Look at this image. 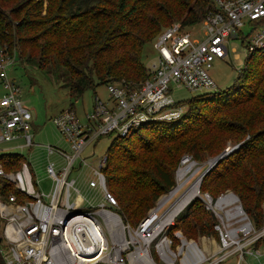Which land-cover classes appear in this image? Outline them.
<instances>
[{
	"label": "built area",
	"instance_id": "obj_1",
	"mask_svg": "<svg viewBox=\"0 0 264 264\" xmlns=\"http://www.w3.org/2000/svg\"><path fill=\"white\" fill-rule=\"evenodd\" d=\"M210 1L213 8L201 21L205 25L202 40L190 39L184 33L188 27L180 22L163 28L152 43L157 56L137 87L109 83L110 101L96 98L93 112L84 121L71 108L52 119L68 151L46 146L49 155L57 153L62 160L59 167L54 162L46 166L52 180L48 194L36 189L28 162L14 171H5L0 163V177L14 190L0 195V264H220L234 254L240 261L256 254L254 244L264 236V226L254 227L232 191L213 197L200 188L217 157L201 166L184 154L174 184L136 224L118 212V201L102 171L105 157L87 182L88 187L100 189L101 201L88 202L85 208L83 198L70 199L72 190L79 193L71 172L85 163L83 153L90 143L105 135L123 137L143 123L179 119L185 112L176 105L173 87L214 91L209 70L214 60L226 57L230 40H245L248 54L264 50V0ZM244 27L249 29L247 37ZM17 62L14 48L0 46V154L9 153L3 146L9 143L17 149L34 145L31 112L21 100L20 87L8 75ZM194 200L216 219L218 239L203 235L202 246L181 229H173Z\"/></svg>",
	"mask_w": 264,
	"mask_h": 264
},
{
	"label": "trees",
	"instance_id": "obj_2",
	"mask_svg": "<svg viewBox=\"0 0 264 264\" xmlns=\"http://www.w3.org/2000/svg\"><path fill=\"white\" fill-rule=\"evenodd\" d=\"M211 8L210 0H47L42 14L41 2L0 0V46L14 48L19 62L41 69L63 67L73 109L74 102L98 84L137 87L148 76L143 46L175 22L183 27L200 23ZM261 65L264 50L249 53L232 85L194 97L179 119L143 123L123 137H112L102 171L124 220L136 224L174 184L182 152L202 159L236 134L249 139L213 165L200 188L213 197L223 189L232 191L254 227L264 225V141L256 143L261 135L252 134L264 131V70L261 79L248 81ZM202 109L210 116L200 117ZM23 162L19 153L0 154L5 171L17 170ZM11 191L12 185L0 177V195ZM215 223L213 214L194 200L173 229H181L187 238H218Z\"/></svg>",
	"mask_w": 264,
	"mask_h": 264
},
{
	"label": "rangeland",
	"instance_id": "obj_3",
	"mask_svg": "<svg viewBox=\"0 0 264 264\" xmlns=\"http://www.w3.org/2000/svg\"><path fill=\"white\" fill-rule=\"evenodd\" d=\"M34 1L42 3V14H44L47 6V0ZM204 31L205 25L200 22L186 28L184 33H189L190 39L200 41L204 38ZM248 31L249 29L247 27L243 28L244 37H247ZM152 43L153 41L146 43L142 49V62L146 68L151 65L157 56V52L153 48ZM245 43V40H230L227 45L228 54L226 57L224 59H216L212 63L209 73L216 84L217 90L226 89L232 85L238 77L240 69L243 67L248 56ZM262 70H264V65H261L259 71L253 73L252 76L249 77L248 81L255 82L261 79ZM8 75L20 87L21 100L24 106L31 112L33 122L30 132L32 134V141L34 145L30 148L20 149L13 148L14 143H9L3 146L10 153H19L24 156L28 162L36 189L44 194H48L52 186V180L46 173V166L49 162H54L56 163V166L59 167L62 164V160L57 153L49 155L46 150V146H56L64 148L68 151L66 148V141L52 122V119L62 110L70 108L67 72L63 67L54 68L50 66L41 69L34 64L23 61L17 62L13 67H11L8 70ZM263 87L264 79L261 84V89H263ZM94 90L95 91L87 89L83 93L82 97L74 102L75 113L81 121H84V117L87 113L93 112L96 98L105 102L110 101L107 84H98L95 86ZM203 92L204 91H190L183 87L175 86L173 87L172 95L174 100L181 104L182 111L186 112L188 109V101ZM2 95L3 89L0 85V97ZM192 106L195 105L193 104ZM199 106H201V104ZM199 112L201 113L199 114L200 117L206 115L209 117L211 113L210 111L206 112L205 109H202ZM220 114L221 113H218V116H222ZM220 118L221 120H227V117ZM200 123L201 122H198L197 125ZM263 133V130L253 131V135H261L256 143L258 141H264ZM113 136H115V134L105 135L90 143L84 151V156L86 157L85 163L82 164L80 169H74L71 172L70 178L75 180V187L79 189V193L77 194L74 190H72L70 199L76 200L78 198H83L84 203L82 204V207L87 208L88 202L96 205L101 201L100 189H92L88 187L87 182L94 177L93 171L95 168H98L100 158L105 157L106 149ZM248 139V135H228V137L223 140L222 146L212 155L206 156L202 159H197L193 157L191 153L182 152L180 154L179 161L184 154H189L197 162H199V165L202 166L203 164L213 162V160L221 155L226 149L240 145ZM131 140H135V138H131ZM130 148L132 147L130 146ZM179 161L175 166V170ZM224 190L227 189H223L222 191ZM202 236L199 235L194 239L200 246L203 244V241L201 240ZM215 239H218L217 236ZM212 248H214V246ZM251 257L255 259H249ZM244 259H246V261L242 260L241 264H264V239L259 242L256 254L245 255ZM220 264H237V255H231Z\"/></svg>",
	"mask_w": 264,
	"mask_h": 264
},
{
	"label": "water",
	"instance_id": "obj_4",
	"mask_svg": "<svg viewBox=\"0 0 264 264\" xmlns=\"http://www.w3.org/2000/svg\"><path fill=\"white\" fill-rule=\"evenodd\" d=\"M238 146H239V145H236V146H234V147H232V148L226 149L221 155H219V156L216 158V160H215V162H214V165H215L219 160H221L223 157L227 156L229 153H231L233 150H235Z\"/></svg>",
	"mask_w": 264,
	"mask_h": 264
},
{
	"label": "crops",
	"instance_id": "obj_5",
	"mask_svg": "<svg viewBox=\"0 0 264 264\" xmlns=\"http://www.w3.org/2000/svg\"><path fill=\"white\" fill-rule=\"evenodd\" d=\"M74 110V108H73ZM75 111V110H74ZM85 118V117H84ZM33 122V121H32ZM66 148H68V145H67V142H66ZM85 151V150H84ZM83 156H84V153H83ZM85 157V156H84ZM204 243V242H203ZM255 248L258 250V245L255 246ZM249 259H255V258H249ZM244 261H246V259H243ZM242 261V260H241ZM241 261L237 258V264H241Z\"/></svg>",
	"mask_w": 264,
	"mask_h": 264
}]
</instances>
